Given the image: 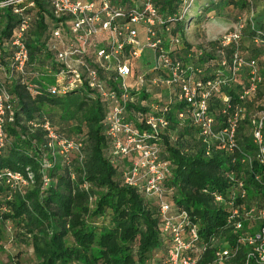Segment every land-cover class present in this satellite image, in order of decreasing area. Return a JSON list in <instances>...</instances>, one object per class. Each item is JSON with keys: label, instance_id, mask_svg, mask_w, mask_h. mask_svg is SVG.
Listing matches in <instances>:
<instances>
[{"label": "trees", "instance_id": "trees-1", "mask_svg": "<svg viewBox=\"0 0 264 264\" xmlns=\"http://www.w3.org/2000/svg\"><path fill=\"white\" fill-rule=\"evenodd\" d=\"M35 1L34 23L26 36L27 66L22 74L0 79L10 96L0 143V264H163L171 243L164 232L159 202L125 184L123 176L130 162L114 155L108 133L109 103L89 87L66 95L51 92L61 70L51 34L61 25L68 33L70 23L53 16L48 0ZM145 1L112 0L127 13L142 9ZM260 1L152 0L162 20L155 32L170 60L179 62L196 80L230 79L209 99L217 129L226 126L223 110L232 113L239 106L249 110L239 125L238 149L228 151L217 143L204 142L189 107L177 102V91L171 101L144 91L132 93L134 103L129 105L127 120L136 129H145L144 117L160 116L169 109L164 114L169 127L153 143L160 147L169 167L165 188L171 213L186 210L197 227L199 241L193 253L197 264H217L222 243L233 255L224 264H262L256 256L250 257L254 247L247 243L264 226V219L258 216L264 211V166L258 160L250 114L264 85V62L261 69L258 62L264 53V6L258 5ZM196 3L199 8L193 15ZM233 11L252 15L242 30L250 46L244 47L243 37L240 52L245 61H257L261 78L256 96L243 100L250 69L242 68L231 77L222 66L224 60L231 63L234 47L223 50L220 41L194 47L187 35L191 26ZM19 21L11 10L0 16V45L6 48L7 72L13 53L11 39ZM143 34L141 30V37ZM108 46V38L101 35L91 42L89 52L92 55ZM143 58L133 62L134 78L144 72L139 67ZM99 75L107 89L114 87L110 73L100 71ZM226 96L229 104L224 102ZM152 106H158V112ZM135 114L142 118L136 120ZM46 123L58 142H72L80 149L62 154L56 145L51 148L43 128ZM248 157L253 160L251 165L245 161ZM45 164L50 167L44 168ZM10 173L24 181L15 185ZM232 176L243 183L244 197ZM213 193L223 196V202L217 203ZM233 210L241 214L239 229L228 224Z\"/></svg>", "mask_w": 264, "mask_h": 264}, {"label": "built area", "instance_id": "built-area-1", "mask_svg": "<svg viewBox=\"0 0 264 264\" xmlns=\"http://www.w3.org/2000/svg\"><path fill=\"white\" fill-rule=\"evenodd\" d=\"M48 3L57 20H66L70 23L68 33H64L61 25L51 34L56 62L61 66L51 92L66 95L70 91L89 87L109 103L108 133L114 155L128 158L130 162L123 176L125 184L142 190L147 197L155 198L159 202L164 232L170 237L171 243L163 264H197V258L193 256L196 243L199 241L197 227L192 223L186 210L171 213L165 188L166 179L170 175L169 167L161 156L160 147L153 143L154 139L169 127V122L164 116L169 109H164V114L160 116L144 117L145 129H136L127 120L129 105L134 103L132 93L144 91L152 94L151 87L167 91V98L170 101L174 91H177V102L189 107L193 123L200 129L204 142L208 145L217 143L223 149L234 151L238 149L237 133L244 118V108L236 107L232 113L223 110L226 126L219 129L209 109L211 95L219 87L226 86L230 79L227 77L216 82L196 80L188 76V70L183 69L179 62L170 60L165 54L162 40L155 32V28L162 24V20L152 0H146L142 9H134L130 13L114 5L112 0H48ZM35 9V0H0V16L4 11L11 10L20 20L11 39L13 53L8 65L9 72L4 63L6 48L0 45V79L7 74L24 72L29 61L26 36L34 23ZM141 30L144 32L143 38ZM242 30L243 26H240V29L230 31L219 40L223 50L231 47L235 49L231 63L225 60L222 62V66L228 68L231 77L242 68L250 69V85L241 94V100L256 96L261 83L257 61L254 59L245 61L240 52ZM101 35L108 38L109 46L91 55L89 46ZM255 42L259 43L257 40ZM146 51H151L150 62L144 65V72L134 78L133 62L141 60ZM100 71H106L113 76L114 87L107 89L99 77ZM197 74L201 75V71ZM159 97L162 99L161 95ZM9 101V93L0 81V143L3 142L6 113L10 111L7 105ZM224 102L229 104L230 98L226 96ZM151 109L156 113L159 107L152 106ZM134 118L140 120L142 116L135 114ZM252 125L254 143L259 148L258 160L264 166V113L252 117ZM43 128L49 134L51 148L57 146L56 149L62 154L80 149V146L72 142H58V137L49 123ZM245 161L251 165L253 160L248 157ZM43 167L50 166L45 164ZM8 176L15 185L24 181L18 174L10 173ZM231 180L238 184L239 189H243L242 182H237L233 176ZM244 195L245 192L242 190V197ZM212 196L217 203L223 202V196L215 193ZM258 216L264 219V211ZM240 218L239 211L233 210L227 219L228 224L239 229ZM247 243L254 247L250 257L256 256V259L264 264V226L259 234L254 239H248ZM216 257L217 264H224L230 261L233 255L228 249L220 248Z\"/></svg>", "mask_w": 264, "mask_h": 264}, {"label": "rangeland", "instance_id": "rangeland-1", "mask_svg": "<svg viewBox=\"0 0 264 264\" xmlns=\"http://www.w3.org/2000/svg\"><path fill=\"white\" fill-rule=\"evenodd\" d=\"M84 1H88V0H84ZM258 5L264 6V0H261ZM198 8H199V3H196L192 11L193 15L197 14ZM251 16L252 15L248 12L243 14H237L234 11L228 14L225 13L221 18H219L218 16H213L210 19L203 21L202 23L197 24L193 27L191 26L189 28V30L187 31L189 42L194 47H199V46L206 47V45H208L209 43L219 41L223 37V35L229 33L230 31H233L235 29H240V26H243L244 29H246V23L251 18ZM243 41H244L243 42L244 47L247 48L250 46V41H248L247 35H245ZM144 61L148 62L150 61V59H147L146 56H144L141 63H139L140 68L143 69L145 68V66L143 65ZM258 62L261 69L262 68L261 63L264 62V53L262 55V58L259 59ZM148 66L149 64L146 65V67ZM150 90L152 94H159L163 97L168 96L167 91L155 89L154 87H151ZM247 111H249L248 107H245L244 108L245 114ZM250 111H251L250 114H252L253 117L264 113V85L260 86V96H258V99L253 102V106L250 108ZM220 246L221 249L225 248L223 247V243ZM25 264H34V263L25 262Z\"/></svg>", "mask_w": 264, "mask_h": 264}, {"label": "crops", "instance_id": "crops-1", "mask_svg": "<svg viewBox=\"0 0 264 264\" xmlns=\"http://www.w3.org/2000/svg\"><path fill=\"white\" fill-rule=\"evenodd\" d=\"M150 56L151 57V52L150 51H146V56ZM150 59V58H149ZM148 62H150V61H148Z\"/></svg>", "mask_w": 264, "mask_h": 264}]
</instances>
